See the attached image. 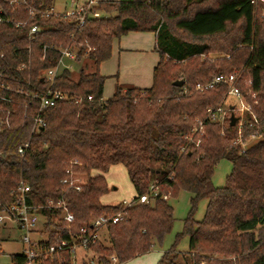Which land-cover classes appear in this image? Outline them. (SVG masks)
I'll return each mask as SVG.
<instances>
[{"label": "trees", "instance_id": "1", "mask_svg": "<svg viewBox=\"0 0 264 264\" xmlns=\"http://www.w3.org/2000/svg\"><path fill=\"white\" fill-rule=\"evenodd\" d=\"M10 1L0 0L1 16L14 20L0 23L1 81L13 90L45 88L43 74L60 58L46 46L77 48L74 62L81 67L77 72L63 69L57 76L55 87L70 97L41 113L46 122L41 130L32 118L39 101L0 90L12 100L0 101V107L11 111V129L0 134V202H11L12 190L21 181L31 186L28 200L35 205L64 198L74 222L65 221L61 209L41 211L49 245L78 236L102 215L121 212L122 220L105 231L107 244L98 242L88 254L100 264H112V256L124 264L164 241L175 222L169 201L185 191L193 197L183 231L157 264H264V0H103L98 5L103 17L88 20L80 29L58 18H38L17 27L29 14ZM27 1L34 6L55 2ZM33 24L42 31L30 42ZM130 32L156 34L160 62L153 85L141 89L118 83L105 100L100 66L112 58L114 40ZM214 54L224 57L213 59ZM234 73L250 112L261 122L258 126L246 113L243 139H258L245 152L233 144L239 122L232 127L230 121L221 125L208 119L209 108L225 103L228 87L196 91L198 83ZM179 81L183 85L175 86ZM200 122L204 134H193ZM27 143L29 148L20 154ZM224 159L231 162L232 172L217 188L213 176ZM116 166L125 168L134 187L131 206L101 200L110 192L106 174ZM68 168L85 177L79 191L63 183ZM152 181H157L160 195L137 203ZM164 194H170L168 200L162 199ZM202 200L208 202L206 213L197 221L194 215ZM185 236L189 248L181 253L176 247ZM72 257L61 251L43 264H73ZM89 258L81 256L77 264H90ZM12 261L21 264L25 257L17 254Z\"/></svg>", "mask_w": 264, "mask_h": 264}, {"label": "built area", "instance_id": "2", "mask_svg": "<svg viewBox=\"0 0 264 264\" xmlns=\"http://www.w3.org/2000/svg\"><path fill=\"white\" fill-rule=\"evenodd\" d=\"M56 1V0H55ZM100 0H69L70 9H63L62 11H56L55 2L52 6H45L44 3H40L38 6L30 4L27 0H11L10 5L18 8L19 6L25 7L28 11L29 18L25 21H17L16 26L23 28L30 24L31 21H35L38 18L50 19H68L72 23H75V28L80 29L84 27L90 19H100L103 17V13L98 10ZM0 11V23L8 22L13 23L14 20L9 18L4 19ZM42 31V27L38 24H33L29 30V41L32 42L35 39V35ZM75 33H71L72 41L74 40ZM52 50L57 51L60 54V58L55 67L48 69L44 72L42 81L46 82V87L43 89L33 87L32 90L25 91L22 88L13 90L12 87L0 80V90L7 92H14L16 94L25 95L39 101V111L36 116L32 117L36 129L41 130L46 126V122L42 117L41 113L50 108L56 106L62 101L69 99L70 94L63 92L59 88L55 87V81L57 76L63 69L73 70L72 63L76 60L79 50L69 45L66 48H57L54 46H46ZM91 50V48H89ZM25 65L21 67L25 69ZM3 71H0V79H4ZM238 80V74L234 73L229 76L218 75L215 76L211 81L207 83H198L196 85V91L210 90L218 84H224L228 87L226 98L229 95L236 96L240 101L239 106L236 104H226V102L215 108L208 109V119L213 122H219L221 125L227 124L230 121L232 114L235 111L239 112V125H238V138L234 141V145H241L242 152H245L247 145L250 144L249 140L244 141L243 139V125L244 117L246 113H251L248 104L244 97L240 93L236 86ZM29 86L30 83H28ZM92 100L91 97L88 98ZM0 101L12 102L10 98L0 95ZM232 113V114H231ZM11 111L4 107H0V134L5 130L11 129L10 120ZM252 115L253 121L258 126L261 122ZM204 122H200L194 125L192 133L204 134L203 130ZM264 132V124L261 127ZM222 134H224L222 132ZM258 138L256 135H251L249 139ZM193 141V136L190 137V142ZM198 141L197 145H199ZM29 148V143L20 147L19 153L25 154ZM68 178L63 180V183L68 185L70 188L79 191L84 181L81 179V175L74 173L71 168L66 170ZM31 192V186L24 183L23 181L12 190L13 199L11 202H0V231L1 235L3 229L7 227H15L17 230L23 232L22 242L25 246L24 252L22 253L25 257V261L21 264H43V262L51 258L54 254L61 251H69L73 255V264L78 263V259L81 256L89 255L90 264H100L96 258L91 257L89 249L97 245L98 242L102 241V235L106 231L110 224H116L123 218V213L117 215H102L94 219L90 224L85 225L81 228L78 236H71L69 240H63L57 245H49V238L47 234L42 233L43 229L39 227L40 217H43L46 222V218L42 214L43 209H61L63 211V219L68 223L74 222L75 218L72 213L68 210L67 201L64 198L50 199L46 205L38 206L30 203L28 198ZM160 195V189L157 181H152L148 192L141 195L137 203H149L151 199H155ZM163 200H168L169 195L164 194ZM126 206H131L132 201L123 202ZM44 222V224H45ZM112 264H118L115 256L111 257Z\"/></svg>", "mask_w": 264, "mask_h": 264}, {"label": "rangeland", "instance_id": "3", "mask_svg": "<svg viewBox=\"0 0 264 264\" xmlns=\"http://www.w3.org/2000/svg\"><path fill=\"white\" fill-rule=\"evenodd\" d=\"M104 1L114 2L116 0H104ZM69 5H70L69 0L55 1L56 11H62L63 9H65V7H67V9H70L71 7ZM221 57L224 56L220 54H214L211 56V58L213 59L221 58ZM72 66L75 72H77L81 67L80 64H77L75 62L72 63ZM87 70L90 71L89 68ZM104 99L107 100L109 99V97H105ZM225 102L226 104L229 105L236 104L237 106H239L240 101L237 99L236 96L229 95L225 99ZM234 115L236 117H239V112L235 111ZM257 139L258 138L249 139V142L253 143ZM231 172H232L231 162L225 159L220 161L215 168V172L213 176V183L215 187L217 188L223 187L226 184L227 177L231 174ZM107 178H108V182H113L115 184V186L118 188V191H116L117 193L113 197L109 196V197L101 198L102 201L105 202V204L106 203L116 204L120 202L121 204L126 206V204H124L123 202H128L132 200L133 197L135 196L134 187L131 184L126 172L121 168H114L111 169L109 175H107ZM81 179L85 181V177L83 175H81ZM192 197H193L192 194L184 191L181 192L176 199H171L169 203L174 208V216H175V222L171 232L165 237L164 241L161 244L155 242L154 248L150 254L147 253L145 255L135 258V260L128 261L124 264H157L159 258L157 260L155 258L159 257V255H161L160 253L162 252L165 253L169 251L171 247L174 245L177 235L182 233L184 228V220L187 218L191 209L190 202ZM207 204H208L207 200H202L199 202L197 206V210L194 215V218L197 221H201L205 216ZM44 222L45 219L43 217H40V221H39L40 229H43ZM22 238H23V232L17 230L15 227L10 226L3 229L2 238L0 241V264H13L12 261L13 256L17 254H22L24 252L25 246L23 245ZM102 241L104 244H107L108 242V238L105 232L102 235ZM188 248H189V237L185 236L181 239L176 249L178 252L186 253L188 252ZM153 261L154 263H152Z\"/></svg>", "mask_w": 264, "mask_h": 264}, {"label": "crops", "instance_id": "4", "mask_svg": "<svg viewBox=\"0 0 264 264\" xmlns=\"http://www.w3.org/2000/svg\"><path fill=\"white\" fill-rule=\"evenodd\" d=\"M159 62L160 55L156 50V34L154 32H130L114 40L112 58L100 66V74L106 78L104 98H111L113 96L118 83L133 85L141 89L152 87L153 73ZM114 168H121L126 172L122 166L112 167L111 169ZM110 171L106 174V178ZM108 184L110 192L103 197H113L117 193L116 191H118V188L113 182H108ZM103 203L105 204V202ZM160 254L159 257L155 258L156 260L159 258L157 263L164 253L162 252Z\"/></svg>", "mask_w": 264, "mask_h": 264}, {"label": "water", "instance_id": "5", "mask_svg": "<svg viewBox=\"0 0 264 264\" xmlns=\"http://www.w3.org/2000/svg\"><path fill=\"white\" fill-rule=\"evenodd\" d=\"M174 85L180 87V86L183 85V81L175 82ZM238 120H239V118L236 117L234 114H232V116H231V118H230V125H231L232 127H234V126L237 124Z\"/></svg>", "mask_w": 264, "mask_h": 264}]
</instances>
